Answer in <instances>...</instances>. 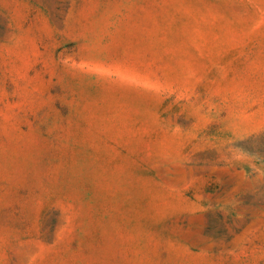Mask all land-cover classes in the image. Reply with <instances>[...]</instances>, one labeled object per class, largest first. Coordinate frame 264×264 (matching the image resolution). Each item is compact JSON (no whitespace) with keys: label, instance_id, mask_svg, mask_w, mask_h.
Instances as JSON below:
<instances>
[{"label":"rangeland","instance_id":"rangeland-1","mask_svg":"<svg viewBox=\"0 0 264 264\" xmlns=\"http://www.w3.org/2000/svg\"><path fill=\"white\" fill-rule=\"evenodd\" d=\"M0 264H264V0H0Z\"/></svg>","mask_w":264,"mask_h":264},{"label":"crops","instance_id":"crops-1","mask_svg":"<svg viewBox=\"0 0 264 264\" xmlns=\"http://www.w3.org/2000/svg\"><path fill=\"white\" fill-rule=\"evenodd\" d=\"M257 252H258V250H257ZM260 260H261V256L260 255H257V260H255V262L257 263V262H260Z\"/></svg>","mask_w":264,"mask_h":264}]
</instances>
